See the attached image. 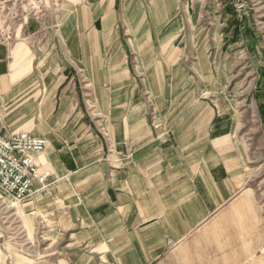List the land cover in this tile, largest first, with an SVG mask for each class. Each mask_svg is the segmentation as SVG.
<instances>
[{
    "label": "crops",
    "instance_id": "0c3cea01",
    "mask_svg": "<svg viewBox=\"0 0 264 264\" xmlns=\"http://www.w3.org/2000/svg\"><path fill=\"white\" fill-rule=\"evenodd\" d=\"M235 19L232 0H66L0 43V135L47 141L25 264H264L239 113L195 94L222 85Z\"/></svg>",
    "mask_w": 264,
    "mask_h": 264
},
{
    "label": "rangeland",
    "instance_id": "374dc122",
    "mask_svg": "<svg viewBox=\"0 0 264 264\" xmlns=\"http://www.w3.org/2000/svg\"><path fill=\"white\" fill-rule=\"evenodd\" d=\"M27 1L24 11L19 8L13 20L8 17L0 24V43L5 46L23 37L29 19L38 20L46 11L59 12L66 0H56L55 3L53 0ZM237 1L246 3L245 10L238 12L235 9ZM28 7H42V12ZM232 11L236 18L234 31L239 29L241 33L234 44L232 40L236 38H232L231 32L223 38L220 58H223L226 68L219 73L218 80L222 85L217 89L211 87L215 82L208 79V87L195 91V94L209 97L217 90V96L229 97L231 101V105L221 106H230L239 113V140L248 159L247 181L243 190L251 193L256 218L259 219L264 217V7L257 0H232ZM8 13L7 10L3 12L4 15ZM242 17L246 19L245 30L239 24ZM215 48L209 46L212 60L215 59ZM13 132L21 131L10 133ZM21 202L0 192V264H25V257H39L40 238L25 221Z\"/></svg>",
    "mask_w": 264,
    "mask_h": 264
},
{
    "label": "built area",
    "instance_id": "2783aa9c",
    "mask_svg": "<svg viewBox=\"0 0 264 264\" xmlns=\"http://www.w3.org/2000/svg\"><path fill=\"white\" fill-rule=\"evenodd\" d=\"M53 2L55 3L56 0H53ZM26 3H28L27 0H0V24L4 23L8 17H12L13 20L19 8L24 11ZM42 7L28 8L38 9L40 12ZM234 7L240 12L245 10L246 3L237 1ZM6 10L9 13L4 15L3 12ZM46 142V139L33 136L25 131L13 132L7 136L0 135L1 193L16 201H23L32 193L34 183L38 184V189H42L47 185L46 178L49 172L39 171L34 160V155L44 150Z\"/></svg>",
    "mask_w": 264,
    "mask_h": 264
},
{
    "label": "trees",
    "instance_id": "16d2710c",
    "mask_svg": "<svg viewBox=\"0 0 264 264\" xmlns=\"http://www.w3.org/2000/svg\"><path fill=\"white\" fill-rule=\"evenodd\" d=\"M239 24H240L241 27H243L244 30H245V25H246V19H245V17H242V18L240 19Z\"/></svg>",
    "mask_w": 264,
    "mask_h": 264
}]
</instances>
